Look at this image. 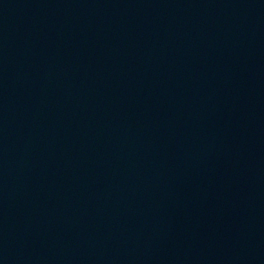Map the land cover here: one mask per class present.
<instances>
[{"label": "water", "instance_id": "95a60500", "mask_svg": "<svg viewBox=\"0 0 264 264\" xmlns=\"http://www.w3.org/2000/svg\"><path fill=\"white\" fill-rule=\"evenodd\" d=\"M0 264H264V0H0Z\"/></svg>", "mask_w": 264, "mask_h": 264}]
</instances>
